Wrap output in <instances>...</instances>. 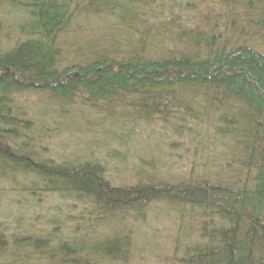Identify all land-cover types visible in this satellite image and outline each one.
Wrapping results in <instances>:
<instances>
[{"label": "trees", "instance_id": "trees-1", "mask_svg": "<svg viewBox=\"0 0 264 264\" xmlns=\"http://www.w3.org/2000/svg\"><path fill=\"white\" fill-rule=\"evenodd\" d=\"M159 203L196 222L157 264H264V0H0V264H128L88 234Z\"/></svg>", "mask_w": 264, "mask_h": 264}, {"label": "rangeland", "instance_id": "rangeland-1", "mask_svg": "<svg viewBox=\"0 0 264 264\" xmlns=\"http://www.w3.org/2000/svg\"><path fill=\"white\" fill-rule=\"evenodd\" d=\"M112 124L115 125L116 123H113L111 122V120H109L107 126L111 127L113 126ZM59 137L60 138L58 139L56 138V140H54L53 146L55 147V149H57L56 151L58 153H63L65 156L78 155L79 157H89V158H91L92 156H96V154L97 156L102 158L107 156L106 146H102L100 144V148H97L96 143L94 144H90V142L88 143V141L93 142L92 141L93 139H91V134H87V136L81 138L82 142L77 141L75 138H68V135L65 132H61L59 134ZM152 143L155 144L154 140H152ZM66 144L69 147H64V148L61 147V145H66ZM113 145L115 146L116 144ZM133 149L137 152L138 154L137 156H141V157L145 156L147 158L156 159V157L159 155V152L156 150L157 148L151 146L150 142L142 141L141 145H139L138 147H133ZM119 151L121 152V150ZM121 155L124 156L125 159H127V156L124 153ZM180 160H182V162L185 163V159L180 158ZM128 161L131 163H129ZM133 164H136V161L133 159H129L124 163H122L123 168H130ZM111 174H113L112 171ZM117 175H121V172L118 171ZM58 201L64 204L62 200H58ZM56 203H57L56 199L47 200L42 206V211H45L44 209H46V206H50V207L55 206ZM25 207H23L24 211L27 212L28 209H26ZM183 209L186 210L187 208L186 209L183 208ZM34 210H33L34 214L35 213L39 214V210H40L39 207L38 208L36 207ZM30 212L32 213V210H29V213ZM135 213H137L136 210ZM179 213L180 212L175 211L174 209H172L171 206L167 205L166 203L164 204L159 203L156 206L149 209V211L146 214V222L145 224H143L142 222L139 221L133 222V216L132 215L131 217L126 216L124 210L112 214V216L110 215V212H107V219H106L107 221H105L106 223L103 226L98 227L97 231L95 230V228H93L92 232L88 234V237L91 239L89 243L95 244V242L98 241L101 242L102 238H104L107 235L110 237L113 236L117 237L121 235L128 236V238L129 237L131 238V241H134V247L132 248L130 253L131 260H129L128 264H157L158 258L163 257L164 254H167L168 256L172 253L174 237L179 230V226H180V232H183L182 237H186V235H189V238H193L192 233L195 231H189V230L191 228L193 229L196 219L193 216L189 215L188 211L182 213V215H180ZM139 214H141L140 211ZM26 215H29L27 217V220L32 219V216H30V214H26ZM43 221H44L43 225H40L39 227L41 229L47 228L50 231V229L53 227L52 225L51 226L47 225L48 219ZM84 222L85 221H82V223ZM62 232L65 231L63 230ZM62 232L60 234L64 235ZM81 238H83V236ZM126 240H124L123 243L119 242L121 248L125 246ZM117 248H118L117 244H115L113 252H117L116 251ZM118 253L120 252L118 251ZM122 257H124V253H120V258L119 261L117 262H122Z\"/></svg>", "mask_w": 264, "mask_h": 264}]
</instances>
